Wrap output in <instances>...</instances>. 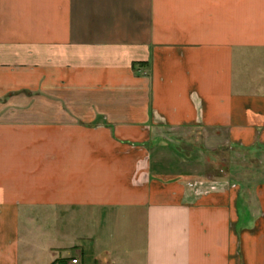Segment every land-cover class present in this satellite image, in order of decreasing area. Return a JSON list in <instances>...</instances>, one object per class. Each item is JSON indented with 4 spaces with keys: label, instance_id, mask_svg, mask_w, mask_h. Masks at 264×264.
Masks as SVG:
<instances>
[{
    "label": "crops",
    "instance_id": "1",
    "mask_svg": "<svg viewBox=\"0 0 264 264\" xmlns=\"http://www.w3.org/2000/svg\"><path fill=\"white\" fill-rule=\"evenodd\" d=\"M71 258L264 264V0H0V264Z\"/></svg>",
    "mask_w": 264,
    "mask_h": 264
},
{
    "label": "rangeland",
    "instance_id": "2",
    "mask_svg": "<svg viewBox=\"0 0 264 264\" xmlns=\"http://www.w3.org/2000/svg\"><path fill=\"white\" fill-rule=\"evenodd\" d=\"M179 151L183 157H190L189 161L192 163V167L197 166L191 170L195 171L197 176H214L216 178H223L230 173L234 177L242 178L246 180V183L251 184L245 177L260 176L252 172L257 170V161L255 157L250 153H245L236 150H224L214 153L205 152L199 145L198 141L192 142V144H181L178 146ZM237 165H240L237 167ZM256 165V166H255ZM230 179H234L232 176H228ZM248 178V177H247Z\"/></svg>",
    "mask_w": 264,
    "mask_h": 264
},
{
    "label": "built area",
    "instance_id": "3",
    "mask_svg": "<svg viewBox=\"0 0 264 264\" xmlns=\"http://www.w3.org/2000/svg\"><path fill=\"white\" fill-rule=\"evenodd\" d=\"M65 264H81L80 260L78 258H71L68 262Z\"/></svg>",
    "mask_w": 264,
    "mask_h": 264
}]
</instances>
